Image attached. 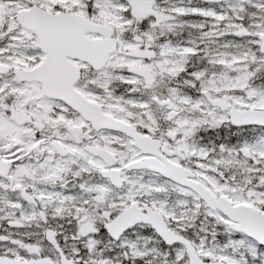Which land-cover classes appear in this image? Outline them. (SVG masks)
I'll use <instances>...</instances> for the list:
<instances>
[{
	"label": "snow or ice",
	"instance_id": "6c2138e0",
	"mask_svg": "<svg viewBox=\"0 0 264 264\" xmlns=\"http://www.w3.org/2000/svg\"><path fill=\"white\" fill-rule=\"evenodd\" d=\"M0 264H264V0H0Z\"/></svg>",
	"mask_w": 264,
	"mask_h": 264
}]
</instances>
